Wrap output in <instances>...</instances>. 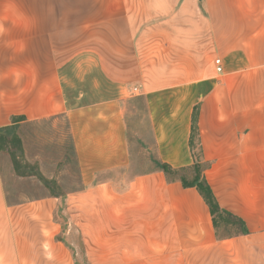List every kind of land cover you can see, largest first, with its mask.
I'll return each instance as SVG.
<instances>
[{
  "label": "crops",
  "instance_id": "1",
  "mask_svg": "<svg viewBox=\"0 0 264 264\" xmlns=\"http://www.w3.org/2000/svg\"><path fill=\"white\" fill-rule=\"evenodd\" d=\"M60 119L81 188H124L116 196L131 206L140 191L150 207L162 198L178 206L174 216L160 213L162 229L156 213L142 214L151 237L182 222L184 211L201 220L199 237H212L197 191L159 168L205 165L218 205L247 230L235 237L246 243L236 264H264V0H0V129L15 124L22 139L26 126ZM57 203L9 196L0 168V264L99 263L94 253L108 254L101 264H139L158 252L131 242L136 225L129 238L116 223L123 218L104 209L76 214L87 243L68 247L57 239ZM100 220L103 238L116 233L117 245L88 244Z\"/></svg>",
  "mask_w": 264,
  "mask_h": 264
},
{
  "label": "rangeland",
  "instance_id": "2",
  "mask_svg": "<svg viewBox=\"0 0 264 264\" xmlns=\"http://www.w3.org/2000/svg\"><path fill=\"white\" fill-rule=\"evenodd\" d=\"M22 137L24 142L19 136V142L12 140L10 136L7 137L6 144L0 149V168L2 169L7 194L15 199L21 197L36 199L43 196H55L58 199L57 209L54 211L55 219L61 225L62 234L57 239L62 241L64 245L70 247L72 244H81L84 246L87 243V238L82 235L80 230V224L84 222L77 221L75 219L76 214L80 215L89 212L96 214L103 212L104 209V211H110L118 218H123L116 223H125L126 236H132V232L129 231L133 229L132 226L134 224L136 225L137 237L131 242L140 241L139 243L147 248L150 245L159 246L157 254L154 253L152 258L150 254L145 256L143 253L139 264H236L237 250L242 249L245 251L246 243L243 240L238 241L235 239L239 233V227L227 223L223 218L218 219L216 230L211 223L213 235L212 237L206 236L204 239L198 236L197 231L201 228V220H187L184 211V220L182 222L171 220V222H168L170 229L164 230V233L159 231L157 237H151L150 222L148 219L142 220V214L156 213L159 219L158 222H154V225L162 229L164 223L160 220V213L163 212L164 214L167 212L174 216L178 212L177 205L167 204V201L165 203L164 198H162L157 204L154 201L150 207V200L146 199L145 197L147 196L140 191L137 196L138 202L131 206L128 204L127 198L116 196L122 195L125 191L124 188L106 190V192L81 188L78 168L71 142L67 136L64 119H60L59 124L56 126L51 124V122L28 125L24 128ZM193 156L198 160L196 152H194ZM196 166V169L192 167L179 174H174L168 180L174 181L178 178H184L186 181H192L194 176L204 180L203 169L206 166L200 164ZM38 174L46 182L39 180L37 178ZM99 196L105 201L103 206L95 201L96 197L99 198ZM72 197L76 200L70 201L69 198ZM161 202H164V205H161ZM127 212H135V214L139 215L138 220L135 222L126 221L125 218L131 215ZM94 227L96 236L93 239L91 238L88 244L95 246L117 245L119 243L118 237H114L116 233H113L114 236L110 237H107L108 234L106 233L103 238L101 220L95 222ZM113 234L111 233L110 235ZM123 238L121 237L120 240ZM129 238L125 240L126 244L129 243ZM217 239H221L223 242L216 243ZM198 244H205L206 247H198ZM105 255L108 254L94 253L93 256L99 261V263L95 262V264H101L100 260ZM109 255L110 257L117 256V254L113 253ZM244 255L245 252L237 256L242 257V260H244ZM253 256L255 260H260V254L255 253ZM118 260L116 257L109 264H120L121 260ZM79 261L80 257L77 255V262L79 263Z\"/></svg>",
  "mask_w": 264,
  "mask_h": 264
},
{
  "label": "trees",
  "instance_id": "3",
  "mask_svg": "<svg viewBox=\"0 0 264 264\" xmlns=\"http://www.w3.org/2000/svg\"><path fill=\"white\" fill-rule=\"evenodd\" d=\"M196 114L197 113L195 109L192 115L191 138L189 143L191 148H194V138L196 136V117H197ZM16 122L17 121H15V123ZM16 130H17V126L15 124L0 129V149H2V146L6 144L5 143L6 139L9 136L12 138V140L19 142V138ZM196 165L198 164L195 163L192 166L193 169H196L197 167ZM159 168L164 173L165 177L167 178V181H169L168 179L172 175L186 171V170H181V171L173 170L166 164H160ZM37 178L43 182H46L45 179L40 174H38ZM175 180L179 181L183 186V188H194L197 191V193L200 195V197L202 198V200L205 202V204L209 209L210 215L212 217V224L215 230L218 226V219L223 218L227 223L237 225L239 227V234L244 235L247 232L245 224L241 220L235 218L229 212L219 207L210 187L207 185L205 180H200L198 176H194L192 181H186L184 178H178Z\"/></svg>",
  "mask_w": 264,
  "mask_h": 264
},
{
  "label": "built area",
  "instance_id": "4",
  "mask_svg": "<svg viewBox=\"0 0 264 264\" xmlns=\"http://www.w3.org/2000/svg\"><path fill=\"white\" fill-rule=\"evenodd\" d=\"M214 65H215V67H216V72L217 73H221V71H222V68H221V62H220V60H215L214 61Z\"/></svg>",
  "mask_w": 264,
  "mask_h": 264
}]
</instances>
